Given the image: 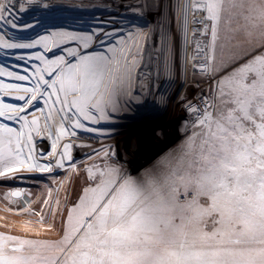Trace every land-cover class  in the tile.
Masks as SVG:
<instances>
[{
  "label": "snow or ice",
  "instance_id": "snow-or-ice-1",
  "mask_svg": "<svg viewBox=\"0 0 264 264\" xmlns=\"http://www.w3.org/2000/svg\"><path fill=\"white\" fill-rule=\"evenodd\" d=\"M154 7L159 13L157 30L151 38L140 37L147 49L139 42L119 50L113 47L118 57L73 51L68 55H79L76 64L64 57L49 60L45 53L52 50L51 37L82 40L85 47L92 39L68 32L27 43L0 38L2 48L45 50L28 57L41 61L31 65V72L0 66V77L31 82L27 86L0 79V183L50 174L64 169L66 162L80 175L72 156L77 130L100 133L91 125L111 123L120 110L118 97L128 94L133 72L141 64V74L153 63L165 72L176 67L180 47L186 49L188 43L189 17L198 26L192 32L193 73L208 78L212 99L220 105L206 103L197 109L186 102L196 114L199 131L157 171L133 178L119 159L112 160L114 150L105 151L112 163L84 171L85 182L91 180L95 186L84 190L64 213L67 227L61 239L48 242L0 233V264H264V0H159ZM6 11L0 0V20ZM222 25L231 39L242 34L251 47L233 52L217 70L213 61ZM105 37L106 32L97 39ZM11 93L22 103H7ZM55 115L59 124L53 132ZM42 131L52 141L46 152L38 150L34 140ZM65 137L68 142L61 144ZM93 153L99 155L94 149ZM24 195L12 191L5 202ZM46 195L50 197L51 190ZM30 203L25 200L15 211L43 224L40 207ZM39 205H47L49 216L53 214L46 199Z\"/></svg>",
  "mask_w": 264,
  "mask_h": 264
},
{
  "label": "rangeland",
  "instance_id": "rangeland-1",
  "mask_svg": "<svg viewBox=\"0 0 264 264\" xmlns=\"http://www.w3.org/2000/svg\"><path fill=\"white\" fill-rule=\"evenodd\" d=\"M25 1L27 2L28 0H3L4 6L7 9V11L4 13L5 19L10 13H13L15 10L18 11L20 8H23V10L26 9L27 12L25 13L23 11L21 15L24 16L25 13V16H27V14L31 13L27 17H29L30 19L35 18L39 10L29 8V6H26ZM36 1L37 2L35 3V5H40L41 3H43L42 0ZM98 2L100 1L96 0V3ZM139 3L141 2L125 3L121 1H112L108 2L107 4L104 3V6L109 7L110 5L118 9H123V12H128L129 15L133 17L135 15H132V12L134 9L139 10V7H135ZM148 9L149 7H147L146 5L145 11L147 13H149ZM231 11L233 13H236L238 9H232ZM152 12L154 13V16L156 13H158L156 10H154V8ZM179 15L180 14H178L177 17V23L174 26V41L176 36L175 29L179 27ZM5 19L0 20V22L3 23V28L0 29V38L9 42V38L5 35ZM239 23L243 25L242 18L239 19ZM156 29L157 27L155 28V30ZM230 36V33H226L223 30L222 25L220 31V39L216 42V60L213 61V65L217 67V70H219L221 61H229V58L233 52L242 51L243 49L251 47L250 44L245 42L242 34H238L235 39H231ZM21 40V42H23V39ZM135 42H139V44L141 45L139 38H136L134 43ZM75 44L76 43H74V45ZM184 48V46H181L179 49L180 61H178V67L180 68L181 66V71L180 69L177 70L175 68L171 72H166V74H168L167 77L170 80L172 72L176 71V86L179 88L181 87L179 93L180 99L178 100V103L171 104L169 111L162 110L163 115L170 114L169 117L172 118L173 115L174 118H169L171 120L166 121L164 124L162 123V126L155 125L154 127H151V131H140L138 133L140 129H133V131L128 130V132H125L127 133V135L125 136L121 135L115 138L111 137L112 139H110L109 141H103L99 144H97L94 139L91 140L90 138H85L84 140H75V144L72 148V156L73 162L75 163L77 169L80 170V175H75L72 172V169L68 166V162H66L64 169H59L50 174H29L27 179L24 180L6 181L4 183H0V233L48 242L58 241L59 239H61L63 230L67 227L66 216L64 215V213L66 211H71V208L73 207V201H76L78 196H83L84 190L89 187L95 186V183L91 180L85 182V178L83 175L84 171L88 168H91L92 165H96L98 168L102 169L106 166V164L112 163V161H109L105 158V151L114 150L116 155L112 158V160L114 161L119 159L120 164L123 166V169L126 170V173L133 178H138L148 171L159 170L161 167V162L163 160L175 155L180 146L184 144L185 141H187V139L194 132L199 131V127L195 126V115L192 112H188L189 103L186 102H190L191 104V102L195 100L202 91L208 90L213 93V89L212 85L209 82H206L207 79L204 76L193 73L192 64L185 60ZM181 49L183 51H181ZM46 56L48 57V59L54 58L55 51L54 53H47ZM1 65L3 64L0 63V66ZM142 68L143 64L136 68L137 73L135 74V78H138L137 80H139L138 84L134 86L136 93H133V99H135L136 101L140 97L137 94H141V92L138 93L139 90H146L144 87L146 84H142V80L146 77L147 79L149 78L148 72L145 71L146 74H141ZM150 74H152V72ZM0 79L5 78L0 77ZM203 81H205V83L200 88L198 84ZM197 82L199 83L197 84ZM153 90L154 89H152V91ZM129 92H132V87L129 89ZM156 96L157 93L155 89L151 96L147 98L145 106L148 105L149 109L155 108L150 103L153 99L157 98ZM213 104L215 107L220 106L218 101H213ZM177 111H179V118L175 117V112ZM54 119L56 121V125L52 129L53 132H55L56 127H58L59 116L55 115ZM7 123H9L13 127L18 128V125H16L14 122L8 121ZM41 123L43 124V117H41ZM125 129L127 130L128 128L125 127ZM46 136V131H42L40 137H36L34 135V140L36 142L38 150H43L45 152L49 150L52 141L51 138H44ZM105 137L106 136H104V138ZM148 140H150V142ZM66 142H68L67 137H65L61 141V144ZM80 144L86 145L87 147H77V145ZM143 148H145V151L140 154L139 151ZM93 149L96 153H99V155L94 154ZM93 171H95V169H93ZM14 190H20L27 195L21 197H11L6 203L5 197H7L8 193ZM49 190H51L50 197L46 195ZM42 199H46L48 201V204L52 205L53 214L51 216H49L48 214L49 209L47 205H39V201ZM25 200L31 202L30 206L32 208H37L38 206L40 207L41 214L45 217V222L43 224L36 223V220L38 219L37 217H29L23 214H18L15 211V209L19 207V205L23 204ZM55 200L60 201V204L58 206L54 204ZM13 201H15V204L12 203ZM10 204H12L11 209L9 208ZM30 219L32 220V223L26 225V221Z\"/></svg>",
  "mask_w": 264,
  "mask_h": 264
},
{
  "label": "bare ground",
  "instance_id": "bare-ground-1",
  "mask_svg": "<svg viewBox=\"0 0 264 264\" xmlns=\"http://www.w3.org/2000/svg\"><path fill=\"white\" fill-rule=\"evenodd\" d=\"M100 1L96 3V0H48L44 1L40 5H35L36 0H28L26 6L29 8L39 10L35 18L30 19L29 16L31 13L27 14L26 9L23 10L24 16L21 15L23 11L20 9L10 13L5 19L4 29L6 31V36L9 38L10 43H21L23 39L24 43L31 42V40L39 39L40 37H49L50 34L57 32H68L74 35L88 37L91 36L92 39L88 42V46H84V41L82 40H69L59 36L51 37L49 40V46L51 51L47 53H54L55 57L49 60H54L57 57H64L72 64H76L79 61V55H99L103 53L104 55H116L119 56V52L113 53L112 49L115 47L117 50L120 48L133 47L136 37L140 34L147 35L151 33L157 27V19L159 13L152 12L154 5L159 2V0H97ZM112 1H121V2H144L147 3L149 7V15L153 18L154 16V25L153 30L146 29L141 30V22L134 18V16H128L124 12H120L113 6L106 7L104 3ZM103 2V3H102ZM47 5V7H44ZM118 10L119 12H115ZM124 11V10H122ZM151 11V13H150ZM33 15V14H32ZM178 17V15H177ZM191 17H189L188 26L190 24ZM15 23L16 28H13L11 25ZM3 23L0 22V29L3 28ZM31 25L32 27H26ZM155 27V28H154ZM108 33L109 37H105L103 41L97 39V36H102L104 33ZM189 33V28H188ZM95 34V35H93ZM7 38V39H8ZM174 38V37H173ZM20 40V41H19ZM74 43L78 45H74ZM187 47V46H186ZM43 46H38L34 49H10L0 47V63L4 67H7L10 71H16L20 74H25L23 68H29L31 72V65H41V61L34 59H28L32 55L40 52H44ZM78 52L77 57H72L68 55L69 52ZM135 51V48H133ZM181 51H183L181 49ZM25 57L24 60H20L19 57ZM180 57V55H179ZM183 57V56H182ZM184 57H187V62L190 64L193 62L190 57L189 51L184 48ZM178 61L180 59L178 58ZM178 62L176 69L181 71L178 67ZM174 68V69H175ZM137 69L133 72L132 78V92H128L127 95H121L118 97V103L120 110L114 114V118L111 123H102L101 125H91L101 129L100 133H81L79 130L78 137L76 140H84L85 138H90L95 140L97 144L103 141H109L112 138L125 136L129 131L133 129H140V131L147 132L151 131V127L155 125L162 126L166 121L171 120L172 118L168 115H163L162 110L169 111L171 104L178 103L180 99V90L181 87H177V78L176 71L172 72L171 79H168V74L165 71H162L158 64H155V71L152 74H149V78H144L142 80L143 84H146V87L156 89L157 98L153 99L152 106L155 108H148L145 106L147 98L151 96L153 92L152 89L139 90L137 94L139 99L136 101L133 99V93L135 94V87L138 84L136 77ZM157 75V76H156ZM5 83H19L31 86V82L15 81L11 80L8 77H4ZM48 78V77H46ZM176 82V83H175ZM140 83V82H139ZM130 87V88H131ZM132 93V94H131ZM17 93H11L5 98L8 103H22L12 99ZM140 105V106H138ZM155 109V110H154ZM174 109V108H172ZM171 109V110H172ZM172 112V111H171ZM175 117L179 118V111L175 112ZM39 116V113H36ZM167 116V117H166ZM171 118V119H169ZM163 123V124H162ZM162 124V125H161ZM125 127L128 129L126 130ZM106 133V134H105ZM124 133V134H123ZM137 133V132H135ZM104 136H106L104 138ZM112 137V138H111ZM150 142V140H148ZM148 142V143H149ZM145 151V148L140 150V154Z\"/></svg>",
  "mask_w": 264,
  "mask_h": 264
},
{
  "label": "flooded vegetation",
  "instance_id": "flooded-vegetation-1",
  "mask_svg": "<svg viewBox=\"0 0 264 264\" xmlns=\"http://www.w3.org/2000/svg\"><path fill=\"white\" fill-rule=\"evenodd\" d=\"M145 6L146 5L144 3H142V2L139 3L137 6H135V7H139V10H135L134 9L133 12H132L133 13L132 15H135L134 18H137L141 22V25H140L141 26L140 27L141 30H146L145 28L150 29V30H153L152 29L153 28V25H154V22L153 21H155V20H152L153 18L150 17L151 15H149V13H147L145 11ZM116 9H118V8H116ZM118 10L120 12H123L122 11L123 9H118ZM118 10H115V12H119ZM125 14L128 15V16H131V15H129L128 12H126ZM156 30L152 31L151 33H147V35L140 34L136 38H139L140 39L141 36H150V38H151V34L154 33ZM140 43H141V45L139 44L140 47L146 50L147 47H148V45L144 44V42H142V41H140ZM155 64L156 63L151 64L149 66V69H146L145 71L148 72V74H150L151 72H154V70H155ZM143 67H144V65H143ZM142 84H143V82H142ZM144 87L147 88L146 85ZM149 89H152V86H151V88H149V87L147 88V90H149ZM152 103L153 102L151 101L150 104L152 105Z\"/></svg>",
  "mask_w": 264,
  "mask_h": 264
},
{
  "label": "built area",
  "instance_id": "built-area-1",
  "mask_svg": "<svg viewBox=\"0 0 264 264\" xmlns=\"http://www.w3.org/2000/svg\"><path fill=\"white\" fill-rule=\"evenodd\" d=\"M198 27L197 25H194L191 21L190 24L188 26L189 28V33H188V43H187V51H189L190 57L192 58V61L194 62V52H193V46H192V41H193V36H192V32L193 29ZM204 40H207L208 38L205 37L203 38ZM193 62L191 64H193ZM207 79L206 82L208 81V78L205 77ZM205 83V81L200 82L198 84V86L201 88L203 86V84ZM213 93L206 90V91H202L201 94L191 102V106L196 107L197 109H203L205 104H213V99H212ZM201 97H203V99H201ZM211 110V109H210ZM191 112V111H188ZM194 115H196L195 113H193Z\"/></svg>",
  "mask_w": 264,
  "mask_h": 264
},
{
  "label": "water",
  "instance_id": "water-1",
  "mask_svg": "<svg viewBox=\"0 0 264 264\" xmlns=\"http://www.w3.org/2000/svg\"><path fill=\"white\" fill-rule=\"evenodd\" d=\"M14 191H20V190H14Z\"/></svg>",
  "mask_w": 264,
  "mask_h": 264
},
{
  "label": "crops",
  "instance_id": "crops-1",
  "mask_svg": "<svg viewBox=\"0 0 264 264\" xmlns=\"http://www.w3.org/2000/svg\"><path fill=\"white\" fill-rule=\"evenodd\" d=\"M243 24H244V20H243Z\"/></svg>",
  "mask_w": 264,
  "mask_h": 264
}]
</instances>
